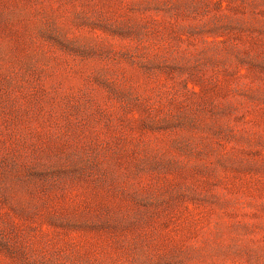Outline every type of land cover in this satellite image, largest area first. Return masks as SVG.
<instances>
[{"label": "rangeland", "instance_id": "rangeland-1", "mask_svg": "<svg viewBox=\"0 0 264 264\" xmlns=\"http://www.w3.org/2000/svg\"><path fill=\"white\" fill-rule=\"evenodd\" d=\"M0 264H264V0H0Z\"/></svg>", "mask_w": 264, "mask_h": 264}]
</instances>
